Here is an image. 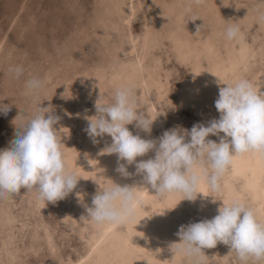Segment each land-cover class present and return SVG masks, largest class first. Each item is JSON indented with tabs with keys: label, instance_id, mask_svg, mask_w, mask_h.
I'll use <instances>...</instances> for the list:
<instances>
[{
	"label": "rangeland",
	"instance_id": "374dc122",
	"mask_svg": "<svg viewBox=\"0 0 264 264\" xmlns=\"http://www.w3.org/2000/svg\"><path fill=\"white\" fill-rule=\"evenodd\" d=\"M0 264H264V0H0Z\"/></svg>",
	"mask_w": 264,
	"mask_h": 264
},
{
	"label": "bare ground",
	"instance_id": "6f19581e",
	"mask_svg": "<svg viewBox=\"0 0 264 264\" xmlns=\"http://www.w3.org/2000/svg\"><path fill=\"white\" fill-rule=\"evenodd\" d=\"M154 181H155L154 179H151V180H150V183L148 182L147 184H145V185L143 186L142 190L139 192L138 197L135 198V202H136L137 200H139L140 197H141L142 195L145 194V192L149 189L150 185H151ZM129 206H130V205H129ZM131 207H132V206H131ZM130 209H131V208L129 207L128 209H126L125 212H126V213L129 212Z\"/></svg>",
	"mask_w": 264,
	"mask_h": 264
}]
</instances>
